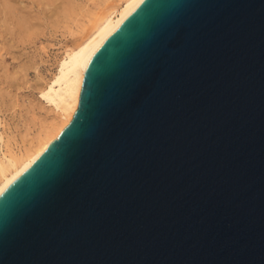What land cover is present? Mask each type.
I'll return each mask as SVG.
<instances>
[{
	"label": "water",
	"instance_id": "1",
	"mask_svg": "<svg viewBox=\"0 0 264 264\" xmlns=\"http://www.w3.org/2000/svg\"><path fill=\"white\" fill-rule=\"evenodd\" d=\"M0 264H264V0H144L0 194Z\"/></svg>",
	"mask_w": 264,
	"mask_h": 264
},
{
	"label": "bare ground",
	"instance_id": "2",
	"mask_svg": "<svg viewBox=\"0 0 264 264\" xmlns=\"http://www.w3.org/2000/svg\"><path fill=\"white\" fill-rule=\"evenodd\" d=\"M143 1L101 0L96 4L98 9H95V6V10H91L75 0H0V81L8 83V87L19 89L24 78H27L26 71L34 67L32 58L31 65H21L20 62L16 64L19 70L8 69V59L20 61L17 58L20 54L17 53V57L11 54L14 47L18 48L20 44L26 45L25 43L28 45L31 40L40 39L49 28L53 30L50 34L55 35L63 26L66 31L63 36L67 35L65 51L58 60L56 71L47 80H36V89L41 100L48 106L50 114L47 113L44 118H34L38 120V126L23 135L20 144L13 143L11 137L5 136L6 122L1 111L9 109L11 104L6 105L4 102V95L8 92L4 93V90L10 88L5 89L2 87L3 82L1 83L3 91L0 90V194L70 123L95 59L122 23ZM85 11L89 13L88 21L79 30L73 31L71 24L74 17ZM77 34L80 36L73 38ZM21 78L22 81L19 82ZM8 94L6 98L11 96Z\"/></svg>",
	"mask_w": 264,
	"mask_h": 264
},
{
	"label": "rangeland",
	"instance_id": "3",
	"mask_svg": "<svg viewBox=\"0 0 264 264\" xmlns=\"http://www.w3.org/2000/svg\"><path fill=\"white\" fill-rule=\"evenodd\" d=\"M76 1H78L77 3L81 2L82 4L86 5L87 8L89 7L91 10H95L98 9L96 4L100 3L101 0H75V2ZM95 6L97 8H95ZM88 17H89V13H86V11L85 13H79V15H76L71 24L72 30L75 32L79 30V28H81V26H83L88 21ZM51 30L52 29L49 28L45 32L46 35L45 34L41 35L40 39L31 40L28 43V45L27 43H25L26 45L20 44L19 47L22 46L21 49L19 47L18 48L14 47V49H12L13 50L11 51L12 55L14 54V56L17 57V53L18 55L20 54L19 57H17L18 60L20 59V61H17V59L13 60L11 58L7 60V62H10L8 63L10 64L8 65V69L12 71H14L15 68L16 69L19 68L16 67V64L18 63L20 64V62L21 65H23V63H25L26 65L28 64L31 65L30 61L32 60V58H34L32 60L34 67L30 70H27L28 72L26 71V73H28V75H26L27 76L26 79L22 76L24 80L22 82L23 84L21 85V87L19 89L16 87L11 88L10 86L8 87L7 85L8 83H5L4 81H0V87H1V83L3 82L2 87H4L5 89L7 88L11 89V92H9L10 89L4 90V93L6 91H8L7 94L11 93L8 94L11 96L10 97L8 96L7 98H6L7 94L4 95L5 96L4 102L6 103V105H9L10 103L11 104L9 105V109H7L6 111L1 109L3 111V112L1 111V115L6 122V128H5L6 138L8 136L11 137L13 143L16 144H20L23 139L22 138L23 135H25L30 130H33L34 127L38 126L37 125L38 120H36L37 119L36 117L40 119V118H44L43 116H46L47 113L50 114L49 113L50 110L49 108H47L48 106L44 103L43 100H41L40 94L36 89L37 88L36 80L37 78H41V80L43 79L47 80L56 71L58 60L60 59L62 53L65 51V47H66L65 40L67 36V35L65 37L63 36V34L64 35L66 34V31L64 30L63 26H61V28L57 30V33H55V35L50 34L53 31ZM79 36L80 35L77 34L74 35L73 38H77ZM1 42L2 40L0 39V43ZM32 42L35 44H33ZM22 78L19 80V82L22 81ZM4 84H6V86ZM2 87L0 89L1 91H3Z\"/></svg>",
	"mask_w": 264,
	"mask_h": 264
}]
</instances>
